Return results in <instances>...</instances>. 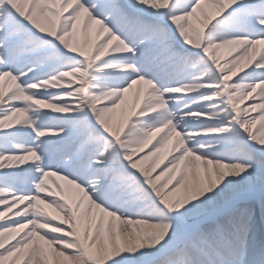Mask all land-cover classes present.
I'll list each match as a JSON object with an SVG mask.
<instances>
[{
	"label": "snow or ice",
	"instance_id": "6c2138e0",
	"mask_svg": "<svg viewBox=\"0 0 264 264\" xmlns=\"http://www.w3.org/2000/svg\"><path fill=\"white\" fill-rule=\"evenodd\" d=\"M0 264H264V0H0Z\"/></svg>",
	"mask_w": 264,
	"mask_h": 264
}]
</instances>
